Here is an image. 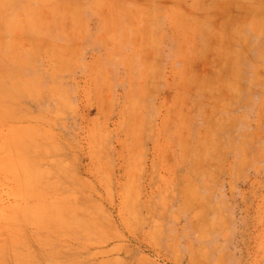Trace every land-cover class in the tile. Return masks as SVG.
<instances>
[{
	"label": "rangeland",
	"instance_id": "374dc122",
	"mask_svg": "<svg viewBox=\"0 0 264 264\" xmlns=\"http://www.w3.org/2000/svg\"><path fill=\"white\" fill-rule=\"evenodd\" d=\"M0 264H264V0H0Z\"/></svg>",
	"mask_w": 264,
	"mask_h": 264
}]
</instances>
